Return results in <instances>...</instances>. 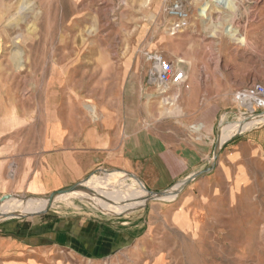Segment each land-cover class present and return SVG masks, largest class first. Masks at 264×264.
Returning a JSON list of instances; mask_svg holds the SVG:
<instances>
[{"label": "rangeland", "instance_id": "rangeland-1", "mask_svg": "<svg viewBox=\"0 0 264 264\" xmlns=\"http://www.w3.org/2000/svg\"><path fill=\"white\" fill-rule=\"evenodd\" d=\"M178 1L187 26L172 35L167 7ZM153 55L185 71L186 82L167 89L153 83ZM255 82L264 84V0H0V191L18 173L19 156L39 150L56 124L86 127L93 113L112 126L129 109L139 120L130 129L143 138L152 131L160 140L203 139L197 124L181 119V98L238 111L235 93ZM221 117L224 141L246 123H230L227 111ZM227 144L217 167L171 201L145 203L126 177L108 194L97 188L55 202V216L141 213L144 235L110 259L50 250L47 262L264 264V155ZM118 171L100 169L85 180L125 172L140 181ZM109 203L120 206L103 207Z\"/></svg>", "mask_w": 264, "mask_h": 264}, {"label": "crops", "instance_id": "crops-1", "mask_svg": "<svg viewBox=\"0 0 264 264\" xmlns=\"http://www.w3.org/2000/svg\"><path fill=\"white\" fill-rule=\"evenodd\" d=\"M199 83L206 85L205 80L199 79ZM180 102L181 119L197 124L203 139L187 135L178 141L160 140L152 131L143 138L135 127L130 129L138 124L136 112L128 109L124 116L115 114L112 126L105 125L103 114L97 117L92 113L90 121L84 123L89 124L86 127L70 128L67 124L50 127L49 131L54 132L48 133L39 150L19 156L23 162L14 164L18 173L4 182L0 197L7 194L44 197L107 168L136 174L148 191L169 189L209 165L221 116L227 111L231 117L233 112L231 103L215 101L198 106L197 102L184 98ZM94 110L90 107L91 112ZM148 122L152 124V119ZM235 145L250 147L256 155L263 156L264 125L247 130L225 148L237 149ZM52 213L50 209L41 216L0 221V264H49L50 250H65L90 261L106 260L131 249L144 235L143 223H139L141 213L118 218Z\"/></svg>", "mask_w": 264, "mask_h": 264}, {"label": "built area", "instance_id": "built-area-1", "mask_svg": "<svg viewBox=\"0 0 264 264\" xmlns=\"http://www.w3.org/2000/svg\"><path fill=\"white\" fill-rule=\"evenodd\" d=\"M168 15L173 19L171 31L175 35L187 26V13L182 2H174L167 7ZM152 62L153 83L167 89L180 87L186 80L185 71H181L170 61H165L161 56L153 55ZM234 100L240 110L238 112L258 113L264 111V84L252 83L245 89L235 93Z\"/></svg>", "mask_w": 264, "mask_h": 264}, {"label": "bare ground", "instance_id": "bare-ground-1", "mask_svg": "<svg viewBox=\"0 0 264 264\" xmlns=\"http://www.w3.org/2000/svg\"><path fill=\"white\" fill-rule=\"evenodd\" d=\"M264 123V113L262 114V116L260 117H256V118H252L247 120V122L245 124H240L238 126V128H236V132L238 133L239 130H247L248 128H251L257 124H262ZM221 132V136H220V143H224L226 141L231 140V138L235 135H233L230 139L224 141L223 138V134L224 132L222 130H220ZM126 177H128L132 182L136 183L137 187L141 190V192L147 196V191L143 185L142 182L138 181L137 178H135L134 176H132L131 174H127V173H117L115 174L113 177L111 178H107V179H89V180H83L81 182L82 186L86 189L84 191H76L74 193H67V194H61L60 196H57L54 200V203L57 201H60L61 199L64 198H70V197H84V196H89L91 193L95 194L94 192H96L95 190L97 188H100L97 191V194H108V192H111L113 189H116L118 187L123 186L126 180ZM180 184V183H179ZM179 185H177L175 188H173L170 192L172 193V191L174 189H176ZM87 190H90V194L88 193ZM92 194L90 196H92ZM176 196L175 194H170L169 196H164V197H160L159 200H163V201H171L173 199H175ZM38 204L40 206H38ZM48 204V200L45 199H33V198H29L27 200H22L19 198H14V200H10L8 202H5L3 204L0 205V220L5 219L8 216L14 215L15 213L17 214H21V215H30V213H34V212H38L41 211L43 209H45V207ZM116 206H120L119 203L114 204V203H109L107 206H103V207H116Z\"/></svg>", "mask_w": 264, "mask_h": 264}, {"label": "water", "instance_id": "water-1", "mask_svg": "<svg viewBox=\"0 0 264 264\" xmlns=\"http://www.w3.org/2000/svg\"><path fill=\"white\" fill-rule=\"evenodd\" d=\"M263 113H264V111L258 112V113H246V114H243V113H240L238 111H233L232 114H233L234 117L229 122L231 123V122L237 121L239 124L240 123H244V122H247V120H249V119L262 116ZM262 124H264V123H262ZM262 124H257V125H255V126H253L251 128H248L247 130H250V129L255 128L256 126H260ZM221 125H222V122L220 121V123L218 124V126L216 128V131H215L216 135H215V140H214V144H213V151H212L211 159H210V161L208 163L209 165L206 168L202 169L201 171L195 172V173L187 176L186 179H184L181 182H179L180 184L176 183L175 185L171 186L167 190L151 192V191H148L145 188L146 191H147V196H146V199H145V203H147L149 201L159 200L160 197L169 196L170 194H175V196L177 197V195L186 187V185H189L190 183L196 181L197 179H201V177L210 174L217 167V159H218L219 154H220V152L222 150V147L224 146V144H226L228 142V141H226V142H224L222 144L220 143V136H221L220 129H221ZM247 130H239L238 133H236V135H234L233 137L234 138L238 137L239 135L246 133ZM177 185H179V186L176 189H174L172 191V193L169 194V192L173 188H175ZM84 190H86V189L82 186L81 182H79V183H76V185H74V186H71V187H68V188H62L60 191H56V192L50 193L48 195H45L44 197L29 196V197H27L28 199L29 198H33V199H45L46 198L48 200V204H47V206L45 207L44 210H41V211H38V212H34V213H30V215H21V214L15 213L14 215L8 216V217H6L5 219H2V220L14 219V218H30V217L44 215L53 206L54 201H55L54 199L57 196H60L61 194L74 193L76 191H84ZM87 191H88V193L90 192V190H87ZM14 197L21 199L17 195L13 196L11 194H7V195H3V196L0 197V204L4 203V201L13 199ZM22 200H27V199H22ZM105 213H107V212H105ZM2 220H0V221H2Z\"/></svg>", "mask_w": 264, "mask_h": 264}]
</instances>
